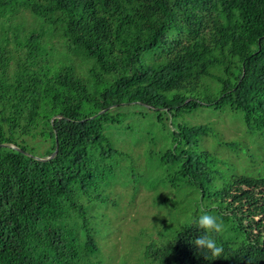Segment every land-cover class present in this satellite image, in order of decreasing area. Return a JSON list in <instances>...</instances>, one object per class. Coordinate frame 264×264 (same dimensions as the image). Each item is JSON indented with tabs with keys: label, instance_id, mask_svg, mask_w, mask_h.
Listing matches in <instances>:
<instances>
[{
	"label": "trees",
	"instance_id": "obj_1",
	"mask_svg": "<svg viewBox=\"0 0 264 264\" xmlns=\"http://www.w3.org/2000/svg\"><path fill=\"white\" fill-rule=\"evenodd\" d=\"M20 7L42 28L22 39L14 27V54L7 36L0 43V264L98 262L93 212L106 194L90 189L109 182L107 159L118 150L106 128L120 124L126 114L115 111L127 105L162 125L170 118V147L159 156L169 184L196 190L193 215L203 204L200 215L224 225L212 234L221 257L207 259L192 243L203 231L197 215L160 229L165 241L144 249L149 263L264 264V175L223 173L198 147L209 126L178 121L199 106H227L250 130L264 128V0H0V21ZM43 24L90 62L85 75L42 62ZM26 137L47 142L45 152Z\"/></svg>",
	"mask_w": 264,
	"mask_h": 264
},
{
	"label": "rangeland",
	"instance_id": "obj_2",
	"mask_svg": "<svg viewBox=\"0 0 264 264\" xmlns=\"http://www.w3.org/2000/svg\"><path fill=\"white\" fill-rule=\"evenodd\" d=\"M10 16L11 8H3ZM41 19L20 7L16 16L0 21L1 38L7 36L6 49L14 54L16 45L12 39L14 27L19 28L18 35L23 39L29 32L39 31ZM41 39L44 50L42 62L51 66L72 64L76 70L86 74L90 62L68 49L64 39L57 32H50L47 25ZM6 33H4V32ZM18 51L22 54L23 47ZM67 54V56H64ZM16 64L13 58L9 64L11 71ZM206 83L214 90L215 82ZM123 113L119 125L106 128L112 145L118 150L111 159L112 173L109 182L98 180L90 191L106 194L105 202L94 206V221L97 241L100 249L94 254L96 264H150L143 253L152 241L160 244L166 236L161 230L169 231L184 222L193 221L195 216L205 209L199 204V214L195 198L199 195L190 188H177L168 182V169L160 165L159 156L168 150L171 143V131L174 126L170 118L164 119V125L157 123L147 108L127 105L115 112ZM132 111H142L138 116ZM173 124H177L173 120ZM188 125L207 124L209 134L202 136L198 147L209 151L217 158V167L223 172L264 175V128L250 130L243 122L240 110H231L227 106L214 109L211 106H199L190 113L178 118ZM26 143L39 153H44L48 145L40 137H26ZM227 143V144H225ZM192 209V210H191Z\"/></svg>",
	"mask_w": 264,
	"mask_h": 264
},
{
	"label": "clouds",
	"instance_id": "obj_3",
	"mask_svg": "<svg viewBox=\"0 0 264 264\" xmlns=\"http://www.w3.org/2000/svg\"><path fill=\"white\" fill-rule=\"evenodd\" d=\"M193 224L203 230L192 243L201 250L207 259H216L222 256L223 247L217 244L212 234H220L224 230L223 220L208 212L195 219Z\"/></svg>",
	"mask_w": 264,
	"mask_h": 264
},
{
	"label": "water",
	"instance_id": "obj_4",
	"mask_svg": "<svg viewBox=\"0 0 264 264\" xmlns=\"http://www.w3.org/2000/svg\"><path fill=\"white\" fill-rule=\"evenodd\" d=\"M101 111H103V109L99 110V112H101ZM1 145H5V144H1ZM9 146L12 147V148H17V147H15L14 145H9ZM56 151H57V147H56V148L54 149V151H53L51 154H49L48 156H46V157H39V156H36V158H37V159H40V160L48 159V158L52 157V156L56 153Z\"/></svg>",
	"mask_w": 264,
	"mask_h": 264
}]
</instances>
